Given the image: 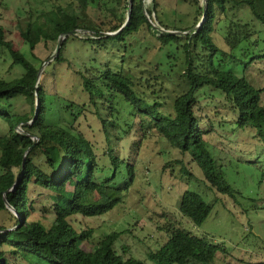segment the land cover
Wrapping results in <instances>:
<instances>
[{
    "label": "trees",
    "instance_id": "obj_1",
    "mask_svg": "<svg viewBox=\"0 0 264 264\" xmlns=\"http://www.w3.org/2000/svg\"><path fill=\"white\" fill-rule=\"evenodd\" d=\"M163 1L54 0L50 8L35 15L27 10V18L15 22L26 49L7 38V28L0 22V53H8L10 66L20 64L29 74L0 75V115L11 122L8 133L0 135V212L8 220L0 223V264L1 260L3 264H148L147 260L154 264H216L218 252L226 251L221 242L193 233L165 211L148 212V219L165 239L154 248L148 246L143 258L132 254L128 244L122 245V251L116 247L121 233L130 232L127 228L104 234L91 248L81 245L93 235L92 219L127 202L135 178L141 139L132 142L128 154H120L110 144L109 129L116 126L122 112L130 120L121 137L132 126L143 134L156 128L199 167L200 179L215 192L214 200L207 201L198 191L185 188L177 203L179 212L196 224L205 220L223 195L236 191L231 157L221 155L209 139L212 120L200 109V97L207 89L223 95L226 112L234 114L226 120L232 131L248 136L238 140L237 149L239 143H249L261 146L264 152V79L250 71V66L264 62V0H185L194 5L192 21L177 14L171 23L162 19ZM154 20L166 29L184 32L163 31L153 26ZM144 27L160 42L153 61H145L140 53L133 56L131 38ZM72 29L90 31L80 40L91 47L108 48L116 43L121 48L118 67L101 64L94 53L87 73L79 71L108 143L101 152L76 125L87 105L64 97V122L52 121L49 117L57 115L58 107L52 104L43 78L37 77L41 61L37 62L33 52L35 46L63 35L54 56L60 62L65 59L62 49L69 39L77 38ZM140 66L153 68L154 73H134ZM170 84L175 88L173 95L167 90ZM19 96L30 103L29 111H13L10 99ZM168 104L172 110L167 109ZM204 105L220 114L208 107L210 102ZM206 123L209 127L203 126ZM104 155L108 166L99 163ZM175 163L180 178L191 179L182 157L167 161L164 167L170 166L174 174ZM263 178L262 171L258 183L264 186Z\"/></svg>",
    "mask_w": 264,
    "mask_h": 264
},
{
    "label": "rangeland",
    "instance_id": "obj_2",
    "mask_svg": "<svg viewBox=\"0 0 264 264\" xmlns=\"http://www.w3.org/2000/svg\"><path fill=\"white\" fill-rule=\"evenodd\" d=\"M53 1L3 0L0 2V22L7 28V38L13 39L16 45L26 49L27 46L22 43L21 37L15 29V22L27 18V10L35 15L40 10L50 8ZM199 1L200 3L203 2V0ZM194 9V5L185 0H164L162 19L164 22L171 23L175 15L183 14L185 19L191 22ZM153 26L166 29L158 25L155 20ZM170 30L182 33L177 29ZM89 32L88 30L77 29L75 32L77 38H70L62 49L65 59L60 62L54 59L59 38L57 41L38 43L33 52L38 57L37 62L41 61L39 78H43L52 98V104L58 107L57 115L55 114L49 119L64 122L63 118L66 114L61 111L64 97L78 104H86L87 109L83 115L79 116L78 123L75 122V124L77 123L76 125L83 134L95 144V147L97 146V151L101 152L102 149L107 147L108 143L100 130V122L93 113L95 109L90 102L89 94L81 84L79 71L87 73L85 69L91 66L89 58L93 57L94 53L101 64L106 63L112 67H118L121 48L116 43L110 44L108 48L97 44L91 47L80 40L84 39V33ZM155 34L158 35L159 33L155 32ZM131 40L135 44L134 57L140 53L145 61L149 59L153 61L158 56L157 46L160 42L146 27L140 29ZM217 42L225 47L221 39H218ZM128 55L131 57L129 53ZM30 58L36 61L35 58ZM10 62L11 58L8 53L0 55L1 76L4 78H12L22 74L25 77L29 76L28 73H24L20 64L10 66ZM133 71L138 75L142 72L145 75L154 73L153 68L142 66L135 67ZM250 71L264 79V62L250 66ZM172 75L175 79L174 74ZM96 82L104 91H108L101 80L97 79ZM167 90L170 95L175 93L172 84L167 87ZM210 91L207 89L202 94L199 105L200 109H204L203 112L212 120L211 123L209 121V124H212L209 139L220 149L221 155L231 157L232 180L236 188L234 195L225 194L216 201L201 224H196L181 214L177 209V203L181 192L185 188L198 191L210 202L214 200L215 192L200 179L202 174L196 163L160 136L156 128L145 130L146 132L144 131L143 134L141 129L132 126L130 132L121 137L123 130L128 128L130 120V117L122 112L116 126L109 129L111 134L110 144L120 154H128L131 152L132 142L138 138L141 139L136 154L135 178L130 186L127 202L113 208L104 215L95 219L91 218L95 229L90 238L81 242L82 247L91 248L104 234L112 230L127 228L130 229V232L121 233L120 238L116 241V247L119 251H122V245L128 244L132 254L143 258L148 246L154 248L156 243L165 239V234L156 229L155 224L148 219V212L165 211L169 216L176 218L178 224L184 228L225 245L226 251L218 252L217 255L219 256L216 259V264H264V202L262 200L264 198V186L258 183L261 172H264V152H262L261 146H254L249 143L247 145L239 143L237 149L238 140L246 139L248 136L237 135L236 132L232 131L226 120L234 117V114H232V111L226 112L228 105L223 95L219 94L217 90ZM107 95L105 96L108 97ZM10 102L15 112H27L30 109V103L22 96L12 98ZM205 102H210L208 107H215L220 110V114L206 108ZM169 104L167 109L172 110ZM209 124L206 123L203 126L209 127ZM10 126V119L0 115V135L8 133ZM16 127L19 129L18 125ZM243 134L245 133L243 132ZM181 157L191 171V179L180 178L176 163L174 174L170 173V166L164 167L167 161ZM251 157L256 161L252 163L244 161L245 158ZM99 163L108 166V157L106 155L101 156ZM77 217L80 218L79 215ZM1 222L8 223L7 214L3 211L0 212ZM147 263L154 264L151 260H147Z\"/></svg>",
    "mask_w": 264,
    "mask_h": 264
},
{
    "label": "water",
    "instance_id": "obj_3",
    "mask_svg": "<svg viewBox=\"0 0 264 264\" xmlns=\"http://www.w3.org/2000/svg\"><path fill=\"white\" fill-rule=\"evenodd\" d=\"M129 1H131V0H129ZM131 4L129 3V6H130ZM128 16H129V14H128ZM128 18V17H127ZM200 22L201 21H199L198 23H196L195 25H193L190 29L191 30H194L195 28H197L199 25H200ZM126 23V22H125ZM120 29V28H119ZM118 29V30H119ZM161 30H163V31H166V32H171V33H176L177 31L176 30H170V29H162V28H160ZM117 30V31H118ZM77 31V29H72L71 30V32H73V33H75ZM117 31H114V32H117ZM113 32V33H114ZM180 32H184V31H180ZM111 32H107V34H110ZM63 37L64 36H60L59 37V40H58V43H57V46H56V53H57V51L59 50V47H60V45H61V41H62V39H63ZM55 53V54H56ZM54 54V55H55ZM40 72H41V67L38 69V71H37V77H39V75H40ZM36 106H37V104H36ZM37 108V107H36ZM34 114H36V112L34 113ZM16 214H17V212H15ZM1 264H3V260H1Z\"/></svg>",
    "mask_w": 264,
    "mask_h": 264
},
{
    "label": "built area",
    "instance_id": "obj_4",
    "mask_svg": "<svg viewBox=\"0 0 264 264\" xmlns=\"http://www.w3.org/2000/svg\"><path fill=\"white\" fill-rule=\"evenodd\" d=\"M263 182H264V178H263ZM263 202H264V200H263Z\"/></svg>",
    "mask_w": 264,
    "mask_h": 264
}]
</instances>
